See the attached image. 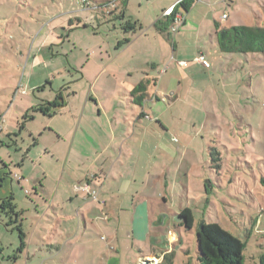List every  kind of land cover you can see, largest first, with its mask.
I'll list each match as a JSON object with an SVG mask.
<instances>
[{"label":"crops","instance_id":"0c3cea01","mask_svg":"<svg viewBox=\"0 0 264 264\" xmlns=\"http://www.w3.org/2000/svg\"><path fill=\"white\" fill-rule=\"evenodd\" d=\"M17 1L18 5L27 4ZM39 1L48 6L47 13L54 20L55 0ZM105 1L119 20L123 38L119 37L115 46L105 39L95 58L83 50V64L75 69L83 81H96L104 97L88 94L92 107L86 102L78 118L79 109L75 110L70 126L49 123L51 128L28 133L30 142L21 147L17 133L35 118L33 114L25 118L27 112L54 99L17 97L24 103L17 106L21 116L16 113L12 130L4 124L2 111H10L14 102L11 96L19 91L15 76L18 71L0 70V75L6 74L0 81V173L6 178L0 199L7 198L9 188L13 202L19 197L15 182L30 200L33 211H18L14 202L19 215L13 219L23 233L20 253L32 264H174L178 250L183 251L184 261L187 259L188 243L192 246L195 231L193 225L190 230L184 228L178 219L184 208L181 205L175 212L168 198V188L176 187L181 168L171 161L182 151L173 136L182 130L173 115L175 107L182 104L183 96L190 99V94L198 97L203 91L204 95L208 92L214 105L219 104L222 93L227 102L231 101V93L234 102L242 105L249 53L222 52L216 32L234 26L264 27V2L262 6L259 0H194L186 11L180 7L184 21L175 34L170 31L171 18L162 14L177 0ZM110 1L114 7L108 4ZM132 5L141 10L129 15ZM67 20L70 27L71 18L61 19L60 25L65 26ZM126 21L136 23L133 33L123 31ZM84 24L78 20L68 36L60 38L70 44L71 33L87 28V22ZM41 33L38 29L36 37ZM46 37L38 47H31L27 58L25 51L20 55L19 62H25L24 74L28 75L25 92L34 85L31 75L35 81L36 68L55 60L54 54L40 56L48 43ZM125 38L129 43L118 46ZM71 45L75 50V44ZM199 54L210 61L209 68L194 61ZM223 77L226 82H222ZM139 85L145 86L142 94L135 91ZM44 89L36 87L31 94ZM206 99L203 96V103ZM68 104L63 99L62 106L49 118H68L63 111ZM225 117L216 119V127L223 129L214 134L217 139L235 135L236 129ZM48 129L56 133L61 147L42 144ZM41 147V151L34 150ZM75 184L87 185L90 192L96 193V199L74 190ZM27 218L34 223L32 230L25 232ZM184 235L193 236L185 241ZM13 258L16 260L17 255Z\"/></svg>","mask_w":264,"mask_h":264},{"label":"rangeland","instance_id":"374dc122","mask_svg":"<svg viewBox=\"0 0 264 264\" xmlns=\"http://www.w3.org/2000/svg\"><path fill=\"white\" fill-rule=\"evenodd\" d=\"M24 1L27 4L18 5L17 0H0V70L5 73L9 70L18 71L15 76L17 77L16 85L19 88V91L11 96L14 102L10 111L6 112V109L2 111L4 124L11 126L12 130L15 129V115L17 113L21 116L18 107L24 103L18 100L19 97L49 96L54 99L57 92H61L62 98L69 104L68 108L63 110L68 118L58 116L51 119L42 114H33L34 120L28 122L30 124L27 123L28 125L19 131L20 134L17 133L21 147L30 142L28 133L51 128L48 126L49 123L56 122L62 127L70 126L75 110L79 109L75 117L78 118L86 102L92 107L88 94L104 97L102 87L96 84V81H83L76 69L79 70L77 66L80 67L83 64V50L86 49L89 56L93 55L95 58L98 47L104 45L105 39L115 46L116 42L121 40L118 38H123L120 35L119 20L114 18L112 11H109L110 8L105 0H86V4H82L80 0H55L54 8L57 16L54 20L47 13L48 6H43L39 0ZM259 2L261 4L264 0H259ZM36 3H39L38 6ZM138 10L141 9L132 5L129 15L137 13ZM68 18H71L72 25L69 27L67 20L65 26H61V19ZM78 20L83 22V26H85L84 22H87L88 27L74 30L69 36L71 43H64L60 37L68 36V30ZM38 29L42 33L36 37ZM46 33L51 35L47 38ZM45 37L48 43L40 56L54 54L55 60L33 71L37 75L36 82L33 79L34 75H31L32 82H30L34 85L31 89L29 85V92L27 90L25 92V87L28 86V75L24 74L25 62L23 64L19 62L20 55L22 56V51H25V58H27L31 47H38ZM73 43L75 50L71 45ZM110 50L112 52L113 47ZM248 57L246 82L244 83L246 90L241 93L242 105L234 102L231 93H228L230 102L223 99L224 93L222 95L219 93L221 95L219 104L214 105L210 101V96L208 97V92L204 95L203 91L198 97L195 94H190V99L186 95L183 96L182 104L178 103L175 107L173 115L178 118V125L181 124L182 130L173 136L176 144L182 146L183 152L179 151L176 157L172 156L171 159L173 165L179 164L181 168L176 187L172 189L170 185L168 188V198L175 206V212H179L181 205L182 208L190 210L195 237L192 246L188 243L187 259L184 261L183 251L178 250L174 264L196 263L198 256L196 231L203 222L216 224L245 243L244 264H256L258 256L264 253V54L253 56L249 53ZM207 61L211 65L210 61ZM5 77L6 74L0 75V81H3ZM194 78L197 76L194 75ZM222 82H226V77H223ZM201 84L202 87L203 83ZM36 87L45 89L35 90L31 94ZM203 96L207 98L205 103H203ZM60 113L58 115H61ZM225 116L236 129L235 135L231 139H228L227 134V139H217L214 134L222 132L223 129L216 127V119L226 118ZM55 143L60 147L62 145L60 140H57L56 133L48 129L43 134L42 144L48 146ZM211 148L214 150L212 151ZM37 149L41 151L42 147L34 150ZM211 152H213L212 157H210ZM5 179L1 172L0 190H2V183ZM8 182L10 183V177ZM13 186L19 196L14 200L17 210L29 208L33 211L24 190L21 191L15 182ZM11 194L12 191L9 188L7 197ZM32 222L33 220L29 218L24 221L25 226L27 225L25 232L32 230ZM15 226V223L9 224V219L0 212V264H32L25 260L23 253L17 251L20 238ZM191 236L193 235H184V240L186 241L187 237L191 239ZM14 255H17L16 260L13 258ZM146 262L142 263L146 264ZM45 263L50 264L49 261Z\"/></svg>","mask_w":264,"mask_h":264},{"label":"trees","instance_id":"16d2710c","mask_svg":"<svg viewBox=\"0 0 264 264\" xmlns=\"http://www.w3.org/2000/svg\"><path fill=\"white\" fill-rule=\"evenodd\" d=\"M193 1L186 0L182 3L181 7L186 11ZM122 29L125 33H133L136 29V23L126 21L123 23ZM216 36L222 52L264 54V27L234 26L228 29L217 30ZM127 43H129V39L125 38L118 43V46ZM144 89V85H139L135 91L142 94ZM62 99L61 92H57L52 102H44L31 108L25 115V118L31 117V114L35 113H40L47 117L53 116L56 114L57 109L62 106ZM211 150L213 151L214 149L211 148ZM212 155L213 152L210 153V157ZM0 212L9 219V224L16 223L13 218L19 214L16 212V207L11 196L0 199ZM178 219L186 230H190L193 225V219L189 209L180 211ZM15 228L20 238V245L17 251H21L24 247L23 233L18 226H15ZM196 242L198 250L196 263L186 262L182 264H244L243 251L245 243L216 224H205L203 222L201 228H198L196 231ZM256 264H264V253L258 256Z\"/></svg>","mask_w":264,"mask_h":264},{"label":"built area","instance_id":"2783aa9c","mask_svg":"<svg viewBox=\"0 0 264 264\" xmlns=\"http://www.w3.org/2000/svg\"><path fill=\"white\" fill-rule=\"evenodd\" d=\"M185 1L186 0L175 1V3H173L169 8H167L162 14L163 17L171 18L172 25H171L170 31L172 34H175L179 30L180 26L182 25V23L184 21V14L181 11H179V9H180L182 3H184ZM81 3L85 4L86 0H81ZM108 4H110L111 7H114L112 1H110ZM223 18H225V15H223ZM194 61L197 63H200L204 68H209V66H210L209 62L205 59V57L202 54L197 55L194 58ZM73 189L76 191L80 190L83 192H87L88 195L91 196L92 199H96V193L90 192L88 190V186L85 184H82V185L75 184L73 186Z\"/></svg>","mask_w":264,"mask_h":264},{"label":"water","instance_id":"95a60500","mask_svg":"<svg viewBox=\"0 0 264 264\" xmlns=\"http://www.w3.org/2000/svg\"><path fill=\"white\" fill-rule=\"evenodd\" d=\"M199 228H201V225L199 226Z\"/></svg>","mask_w":264,"mask_h":264}]
</instances>
